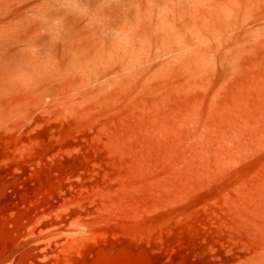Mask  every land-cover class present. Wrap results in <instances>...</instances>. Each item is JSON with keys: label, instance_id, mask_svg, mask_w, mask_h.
<instances>
[{"label": "rangeland", "instance_id": "obj_1", "mask_svg": "<svg viewBox=\"0 0 264 264\" xmlns=\"http://www.w3.org/2000/svg\"><path fill=\"white\" fill-rule=\"evenodd\" d=\"M0 264H264V0H0Z\"/></svg>", "mask_w": 264, "mask_h": 264}, {"label": "bare ground", "instance_id": "obj_2", "mask_svg": "<svg viewBox=\"0 0 264 264\" xmlns=\"http://www.w3.org/2000/svg\"><path fill=\"white\" fill-rule=\"evenodd\" d=\"M236 2V0H217V7L219 8V10L221 11V12H226L227 11V9L233 4V3H235ZM94 10V9H93ZM102 11V10H101ZM104 12V11H103ZM99 14V13H98ZM60 24V23H59ZM75 51V50H74ZM100 55L99 54H95V56H94V60H95V62L97 61V59H98V57H99ZM74 60V59H73ZM75 62V61H74ZM84 62V65H86L87 64V60H84L83 61ZM74 64V63H73ZM72 65V64H71ZM73 66V65H72ZM84 68V67H83ZM88 69V68H87ZM41 70V69H40ZM84 70V69H83ZM33 71V70H32ZM45 71V70H44Z\"/></svg>", "mask_w": 264, "mask_h": 264}]
</instances>
